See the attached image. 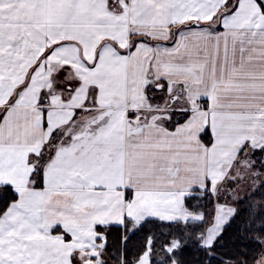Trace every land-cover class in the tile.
<instances>
[{"label": "snow or ice", "instance_id": "6c2138e0", "mask_svg": "<svg viewBox=\"0 0 264 264\" xmlns=\"http://www.w3.org/2000/svg\"><path fill=\"white\" fill-rule=\"evenodd\" d=\"M81 2L91 9L103 5V18L88 17L83 21L95 28L88 33L89 42L96 35H103L110 43L102 42L96 47L91 59L87 58L86 47L77 46L71 63H78L86 71L73 70L71 64L57 66L47 59L69 45L65 40L47 48L41 57L43 65L41 60L34 65V69H51L38 97L43 116L41 129L49 127L53 114L65 117V122L51 129L38 152L28 153L31 159L26 164L31 165L28 179L32 187H46L45 172L49 168L57 170V188L62 185L61 190L69 192L83 191L86 181L99 175L95 172L98 166L103 172L118 163L127 168L130 176L136 171H178L179 161L171 158L173 150L161 145L177 133L178 126L191 114L187 101L193 99L194 92L195 103L206 113L209 101H215L210 113L213 123L220 120L221 129L225 130L237 119L238 131L246 136L234 149L229 175L217 185L219 194L211 187L214 181L207 179L204 191L211 198L207 202L213 205L212 222L205 229L209 242L201 241L197 250H206L204 264L214 260L218 264H264V30L229 26L227 17L241 6L242 0H236L214 28L205 27L201 13L207 15L205 10L218 0H65V6L70 9ZM254 2L264 11L260 0ZM37 4L38 0H0V74L5 34L39 26ZM164 16L167 19L161 22ZM178 23L181 26L173 32L172 26ZM109 25L111 34L105 35ZM116 33L121 35L117 37ZM43 39L47 42V37ZM80 39L83 41L84 36ZM105 51H109L107 57L103 55ZM182 103L184 106L178 107ZM6 123L5 114L0 113V148L18 134V129L6 128ZM208 127L206 124L201 139L208 138ZM232 156L228 152L224 159ZM14 164L10 153L0 152V174ZM232 166L251 173L243 195L234 193L236 183L245 180V176L243 172L233 174ZM9 194L13 204L20 197L10 182L0 179V215L9 207ZM205 199L200 197V201ZM218 210H226L223 225L217 223ZM204 215L201 209V224ZM164 223L171 225L175 221ZM229 231L233 233L232 254L217 255L214 249L224 248L219 242ZM132 234L122 238L124 244ZM201 235H197V240ZM148 239L146 247L151 250L155 238L149 235ZM188 250L187 240L179 239L174 247L165 249L173 262ZM0 264L8 262L0 258ZM149 264H165V257L160 256L155 262L150 258Z\"/></svg>", "mask_w": 264, "mask_h": 264}, {"label": "crops", "instance_id": "0c3cea01", "mask_svg": "<svg viewBox=\"0 0 264 264\" xmlns=\"http://www.w3.org/2000/svg\"><path fill=\"white\" fill-rule=\"evenodd\" d=\"M235 2L229 0L225 4L224 0H218L211 9L205 10L207 15L201 13L205 27L214 28ZM35 11L40 25L29 30L7 32L2 46L4 64L0 74V113L5 114V127L18 129V134L7 146L0 148V152L10 153L15 159L14 166L0 174V179L10 182L20 197L14 204L10 201L9 207L0 215V258L8 264H104L101 259L104 242L102 234L96 231L97 226L123 225L126 220L138 225L146 218L200 220L201 212L188 209L184 205V197L195 189L204 190L208 178L214 181L211 187L219 194L221 189L217 185L229 175L234 149L243 143L246 136L238 131L237 119L225 130L221 129L220 120L213 123L210 113L215 101H209V112L206 113L195 103L194 92L191 94L193 99L187 101L191 114L178 126L177 133L161 145L170 146L173 150L171 158L179 161L178 171L159 174L136 171L130 176L127 168L120 167L118 163L103 172L98 166L95 172L99 175L87 180L83 191L69 192L61 190L62 185L57 188L60 185V180L54 175L57 170L49 168L45 172L46 187H32L28 179L31 165L26 164L31 159L28 153L38 152L51 129L65 122V117L53 114L49 127L41 129L43 116L38 97L51 69H34V65L41 60L47 48L65 40L70 42L69 45L47 59L57 66L71 64L75 70L86 71L78 63H71L78 51L77 46L86 47L87 58L91 59L96 47L102 42L110 43L103 35H96L89 42L88 33L95 28L90 22H83L88 17L93 20L103 18L102 4L91 9L81 2L69 9L65 0H38ZM166 19V16L161 17V22ZM227 19L230 27L247 30L255 26L264 30V11L254 0H242L241 6ZM180 26L179 23L174 24L171 30L175 31ZM110 34L109 25L105 35ZM120 35L116 33L117 37ZM81 36H84L83 41ZM44 37H47V42ZM39 44L43 46L38 47ZM109 51L103 55L107 57ZM61 56L68 58L60 59ZM43 63L41 60V65ZM120 71L123 78L122 68ZM206 124L209 136L201 139ZM228 152L233 156L224 159ZM225 216L226 210H218L217 223L223 225ZM211 222L212 219L209 224ZM201 241L209 242L205 231ZM149 259V251L146 250L133 264H149Z\"/></svg>", "mask_w": 264, "mask_h": 264}, {"label": "trees", "instance_id": "16d2710c", "mask_svg": "<svg viewBox=\"0 0 264 264\" xmlns=\"http://www.w3.org/2000/svg\"><path fill=\"white\" fill-rule=\"evenodd\" d=\"M260 3L264 4V0H260ZM202 195L206 198L204 201H200ZM210 199L206 191L196 189L184 198V204L189 209L200 212L203 209L205 215L202 224L199 223L200 220L186 221L187 223L175 220V223L169 225L164 223L166 221L156 218H146L134 228H130V222L127 220L120 227H113L111 225L97 226L96 231L102 234L104 242L103 249L105 258L107 259L106 264L108 262L112 264H133L146 250L149 251V256L154 262L158 257L164 256L165 264H171L173 261L167 257L165 249L171 247L177 239L181 241L187 240L189 250L182 257H178L175 264H204V261L207 259L206 250L202 248L197 250L202 237L201 235L200 240H197V235L204 233L206 226L211 220L213 205L207 202ZM10 201L11 194H9ZM198 203L200 204L199 207L196 206ZM130 233L134 234L130 236L127 244H124L122 238L129 236ZM149 235L155 238L151 250L146 247L149 243ZM232 236L233 233L229 231L223 240L219 242L224 245V248H215L214 252L217 255L232 254V245L230 244ZM212 264H218V262L214 260Z\"/></svg>", "mask_w": 264, "mask_h": 264}, {"label": "rangeland", "instance_id": "374dc122", "mask_svg": "<svg viewBox=\"0 0 264 264\" xmlns=\"http://www.w3.org/2000/svg\"><path fill=\"white\" fill-rule=\"evenodd\" d=\"M174 32V31H173ZM72 69L73 70H75L74 69V67H72ZM180 107V106H179ZM233 174H235L236 172H243V174H244V176H245V180H243V181H238L237 183H236V189H237V192H235L234 193V195H236V194H238V195H243L244 193H245V191L248 189V187H249V180H248V177H250V175H251V173H250V171H247V170H244V169H240V168H238V167H234V169H233ZM227 184V181L225 182V185ZM185 198V197H184ZM223 202V201H222ZM229 203H232V201H229ZM185 205V204H184ZM186 206V205H185ZM188 208V207H187ZM189 209V208H188ZM211 219H212V217H211ZM162 221H164V220H162ZM173 221H175V220H173ZM181 222H186V220H180ZM188 221V220H187ZM211 221V220H210ZM209 221V222H210ZM209 224V223H208ZM129 226H130V228H134V227H136L137 225L136 224H134L133 222H130L129 223ZM206 229V228H205ZM204 234V233H203ZM201 240H202V237H201ZM201 242V241H200ZM175 246V242L173 243V245L171 246V247H174ZM101 259H102V261H104V264H106V262H107V259L105 258V254L104 253H102L101 254ZM98 261V260H97ZM107 264H112L111 262H108ZM171 264H175V262H172Z\"/></svg>", "mask_w": 264, "mask_h": 264}]
</instances>
